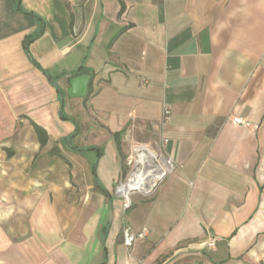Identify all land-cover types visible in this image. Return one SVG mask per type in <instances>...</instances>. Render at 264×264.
Segmentation results:
<instances>
[{
    "label": "crops",
    "instance_id": "obj_1",
    "mask_svg": "<svg viewBox=\"0 0 264 264\" xmlns=\"http://www.w3.org/2000/svg\"><path fill=\"white\" fill-rule=\"evenodd\" d=\"M0 264H264V0H0Z\"/></svg>",
    "mask_w": 264,
    "mask_h": 264
},
{
    "label": "built area",
    "instance_id": "obj_2",
    "mask_svg": "<svg viewBox=\"0 0 264 264\" xmlns=\"http://www.w3.org/2000/svg\"><path fill=\"white\" fill-rule=\"evenodd\" d=\"M162 112H163V116H162L163 123H169L170 120L172 119V115H173V111H172L171 107L168 105H164ZM232 123L233 124H240V125H246L247 124L241 118H236V117L232 120ZM156 161L162 162L164 169L160 175V178L156 182V184H154L148 192H151L154 189V187L157 184H159V182L165 178L166 175H168L169 173L173 172L176 169L175 168L176 163L172 157H164V158L158 157V160H156ZM130 163H132V160L130 161ZM139 168H142V166L141 165L139 167L136 166V169L132 170V172L126 178L127 180L123 181V183H120L121 185L118 187V190H120L121 187H123L124 185H126L130 181V179L134 175L135 171H137V169H139ZM148 192H142V193L145 194ZM133 193H134V191L131 192L130 195H128L127 197L123 196V198H124V204H123L124 209H130L132 207L131 196ZM148 232H149V230L145 227L142 228L138 233H134L130 227L125 228V230H124L125 245L128 248H132L134 246V244L137 241H139V239H144L145 237H147Z\"/></svg>",
    "mask_w": 264,
    "mask_h": 264
},
{
    "label": "bare ground",
    "instance_id": "obj_3",
    "mask_svg": "<svg viewBox=\"0 0 264 264\" xmlns=\"http://www.w3.org/2000/svg\"><path fill=\"white\" fill-rule=\"evenodd\" d=\"M139 162H140V160H139ZM150 163H152V162L150 161ZM163 169H164L163 164L160 162L157 165L149 168V170H147V171L145 169L141 170V171H137L131 177L130 181L126 185H124L125 188H123L124 186L120 188V192H122L125 189V191L127 193L124 192V196H126V197L128 195H130V193L133 191L137 192V190L141 191V192H148L151 189V187L154 184H156V182L160 178V175H161Z\"/></svg>",
    "mask_w": 264,
    "mask_h": 264
},
{
    "label": "water",
    "instance_id": "obj_4",
    "mask_svg": "<svg viewBox=\"0 0 264 264\" xmlns=\"http://www.w3.org/2000/svg\"><path fill=\"white\" fill-rule=\"evenodd\" d=\"M92 81V76L90 75H78L77 77L71 78L68 83L67 95L70 99L86 98L89 94L90 84ZM159 184H157L151 192L145 193L144 197L150 198L151 195L156 191ZM120 196V190H117Z\"/></svg>",
    "mask_w": 264,
    "mask_h": 264
},
{
    "label": "trees",
    "instance_id": "obj_5",
    "mask_svg": "<svg viewBox=\"0 0 264 264\" xmlns=\"http://www.w3.org/2000/svg\"><path fill=\"white\" fill-rule=\"evenodd\" d=\"M124 31H125V29L121 30L120 33L124 32ZM89 94H90V92H89ZM89 94H88V96H89ZM30 124L33 127V129L35 130V132L37 133L39 143L41 144V149L45 148L49 144L48 143L49 136H48L47 131L45 129H43L40 125H38L37 123H34L32 120H30ZM115 136H116V139L119 141L121 134H116ZM118 150L121 151V142L120 141L118 142ZM57 152H58V149L53 148L51 150L50 154H52V155L55 153L57 154ZM59 156L68 162L66 157H63L61 155H59Z\"/></svg>",
    "mask_w": 264,
    "mask_h": 264
},
{
    "label": "rangeland",
    "instance_id": "obj_6",
    "mask_svg": "<svg viewBox=\"0 0 264 264\" xmlns=\"http://www.w3.org/2000/svg\"><path fill=\"white\" fill-rule=\"evenodd\" d=\"M134 160H135V159L133 158V162H132V169H133V170L136 169V166H137V167L140 166V165H139V166H138V165L135 166V164H134L135 161H134ZM126 180H127V179H125V180H123V181H126ZM134 197H140L141 199H142V198H143V199H147L146 197H144V194H143L141 191H138V190H137V192H134V193L132 194V196H131L132 200H133ZM132 203H133V201H132Z\"/></svg>",
    "mask_w": 264,
    "mask_h": 264
}]
</instances>
